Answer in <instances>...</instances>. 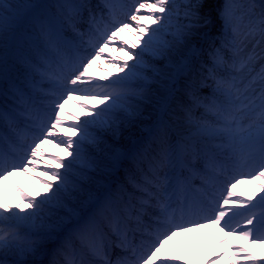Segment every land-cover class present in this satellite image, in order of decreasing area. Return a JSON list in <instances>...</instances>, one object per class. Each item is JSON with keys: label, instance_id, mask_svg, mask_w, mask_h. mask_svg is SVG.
I'll return each mask as SVG.
<instances>
[{"label": "snow or ice", "instance_id": "1", "mask_svg": "<svg viewBox=\"0 0 264 264\" xmlns=\"http://www.w3.org/2000/svg\"><path fill=\"white\" fill-rule=\"evenodd\" d=\"M117 8L0 0V264H193L169 242L212 227L205 264H264L234 239L264 249V0ZM102 56L104 83L89 73ZM26 175L43 192L12 179ZM245 183L259 193L243 198Z\"/></svg>", "mask_w": 264, "mask_h": 264}, {"label": "bare ground", "instance_id": "2", "mask_svg": "<svg viewBox=\"0 0 264 264\" xmlns=\"http://www.w3.org/2000/svg\"><path fill=\"white\" fill-rule=\"evenodd\" d=\"M46 1L48 3H51L53 6L56 5V0H43V2H46ZM136 4H137L136 1L133 2V4H131V6L129 8L130 11L133 10V8L135 7ZM146 14H147L146 11L142 10L141 15H146ZM124 19H126V17ZM241 26L243 27V24ZM153 27H154V25H153ZM122 37H123V40H126L129 42V45H131V43H134V38L132 36L123 33ZM110 47L108 49H106V53L110 54L112 57H119L118 53L112 52ZM116 47H119V45H116ZM123 55H124V53H122L121 56H123ZM103 58L106 62H109L108 64H110L109 59H107L105 57H103ZM129 63H131V62H129ZM94 65H96L98 68L107 69L106 66L105 67L101 66V59L98 60ZM257 71H259V68L257 69ZM68 106H69L68 111L74 112L76 114V116H80V115L84 114V110L78 106V104L75 100L70 101ZM66 118L69 120L71 119L69 117H66ZM247 170H248L247 168H240L239 172H247ZM236 174H239V173L238 172L232 173V175H236ZM12 179H13V181H15L16 184H19V185L26 183L25 179H21V178H12ZM35 182H36L37 188H40V182L37 180ZM7 184H10L12 186H8ZM2 188H3L4 195H6L7 192L9 193V195L5 197L8 199L9 203H14L18 200L19 193L16 191V187L12 181L6 182V184L4 182V185L2 186ZM33 192L36 194V191H33ZM240 211H244V209H240ZM255 211L257 212V214H259L261 209L258 207L257 209H255ZM214 229H215V227H212L211 232ZM216 238H217V234L214 237H208V231H205V230L202 231L201 230L199 232L188 233V234H185L183 236L177 237L174 241L169 242L167 248L170 249L171 251H175L179 256H182L186 259L191 260L193 262V264H205V260H207L212 254V250H213L212 245H213V242L215 241ZM234 239H236L237 244L243 245L244 247L249 248L251 251H253L252 244H249L246 241L239 239V238L234 237ZM202 247L204 248L205 256L201 259L198 256L197 261H196L195 258H193L194 252L197 255H200V251H201ZM261 250H263V249H261ZM263 253H264V251H263ZM227 259H228V257L226 256L223 260L219 261V264H226Z\"/></svg>", "mask_w": 264, "mask_h": 264}, {"label": "rangeland", "instance_id": "3", "mask_svg": "<svg viewBox=\"0 0 264 264\" xmlns=\"http://www.w3.org/2000/svg\"><path fill=\"white\" fill-rule=\"evenodd\" d=\"M9 2L10 3H16V4H20V5H24V4H41V5H44V6H49V3H46V2H43V0H9ZM219 2H222V0H219ZM236 2L238 3V4H244V3H246L247 2V0H236ZM257 2H259V0H257ZM49 9V8H48ZM52 11V10H51ZM124 34H127V35H130V36H132L133 38H134V43H138V39H137V35H135V34H132V33H128V32H125ZM116 48H118V47H116ZM110 49L112 50V52H117L118 53V56H121L122 55V53L123 52H120V51H118V50H116V49H114L113 47H110ZM129 62H131V61H129ZM109 62H106L105 60H104V58H103V56L101 57V66L102 67H107V69H103V68H98L96 65H93L92 66V68H90L89 69V73L91 74V76L93 77V78H95L98 82H100V83H104L105 81L103 80V79H101V78H109V79H111L112 78V76H114L115 74H116V69L112 66V63L110 62V64H108ZM110 65V66H109ZM15 66H17V67H19V68H12V69H10L12 72H14L16 75H22V73H23V67L22 66H20V65H15ZM260 67V63L258 62L257 64H256V70L258 69ZM122 75V74H121ZM206 89L207 88H204V89H202L201 90V93L203 94V95H209L208 93H206ZM69 103H70V101H69ZM69 103L66 105V109L68 110L69 108H68V105H69ZM86 103H93V102H91V101H87ZM202 112V109H197L196 111H195V115L196 116H199L200 115V113ZM80 117L81 118H83V114L82 115H80ZM66 118V117H65ZM67 119V118H66ZM45 149H49L50 150V152H52V151H56V152H53V153H58L59 155H65V153H63L62 151H61V149L60 148H58L57 146H56V144L55 143H50V144H47V145H45L44 146V151H45ZM46 152V151H45ZM49 152V153H50ZM50 163H51V161H50ZM250 171V170H249ZM39 173H32V175L34 176V175H38ZM15 178H22V179H25L26 180V184L25 185H23V186H21V188H23L24 189V191L25 192H28V193H30V192H32V191H34V190H36L37 189V185H36V182H35V180L34 179H32L30 176H16ZM219 185H222L223 186V184L221 183V184H219ZM33 187V188H32ZM41 192H43V185L41 184ZM33 189V190H32ZM36 192H38V190H36ZM40 192V191H39ZM236 192L238 193V194H240V192H241V194L243 195V198H247L248 196H249V194L251 193V192H256V193H259V188H257L255 185H253V184H250V183H245V184H242V185H239L238 187H237V189H236ZM9 195V193H7L6 194V196H8ZM21 231H23V229H21ZM216 233V230H214L213 231V234H215ZM209 235H211V233L209 234ZM214 236V235H213ZM185 248V247H184ZM183 249V248H182ZM261 248L259 247V246H257V245H253V251L254 252H256L257 253V255H260V254H262L263 253V251H264V249L263 250H261ZM171 253L173 254V255H176V252H174V251H171ZM204 251L202 252V256H204ZM193 257H195V259H197L198 258V255L196 254V253H194V256Z\"/></svg>", "mask_w": 264, "mask_h": 264}]
</instances>
